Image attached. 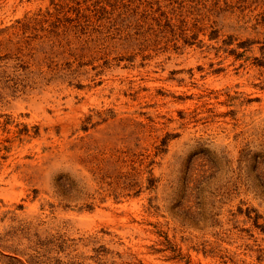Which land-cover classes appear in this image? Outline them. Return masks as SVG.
Segmentation results:
<instances>
[{
	"label": "rangeland",
	"instance_id": "1",
	"mask_svg": "<svg viewBox=\"0 0 264 264\" xmlns=\"http://www.w3.org/2000/svg\"><path fill=\"white\" fill-rule=\"evenodd\" d=\"M0 264H264V0H0Z\"/></svg>",
	"mask_w": 264,
	"mask_h": 264
}]
</instances>
